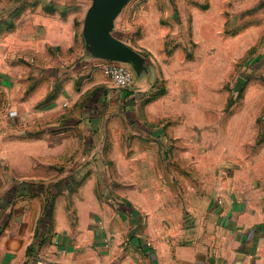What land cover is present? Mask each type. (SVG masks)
Instances as JSON below:
<instances>
[{
    "label": "rangeland",
    "instance_id": "1",
    "mask_svg": "<svg viewBox=\"0 0 264 264\" xmlns=\"http://www.w3.org/2000/svg\"><path fill=\"white\" fill-rule=\"evenodd\" d=\"M90 4L0 0V70L13 68L22 76L49 68L59 74L77 71L89 90L84 99L98 92L85 112L90 119L100 118L95 132L80 125L73 139L59 141V147L64 144L59 169L43 168L36 183L25 182L27 193L40 186L44 196L37 242L54 222L78 226L83 213L90 226L99 225L97 215L90 217L99 207L161 214L165 206L177 221L185 198L207 192L210 162L227 161L225 155L209 153L204 136L188 153L191 148L179 145V133L192 138L199 131L220 141L230 126L242 125L233 122L236 116L264 122V0H131L114 36L141 55L145 69L133 71L134 83L125 90L104 74L103 63L82 66V29ZM109 87L115 92L107 95ZM103 95L109 99L106 109ZM10 174L12 180L18 173ZM11 185L7 199L16 190ZM160 219L154 225L161 229Z\"/></svg>",
    "mask_w": 264,
    "mask_h": 264
},
{
    "label": "crops",
    "instance_id": "2",
    "mask_svg": "<svg viewBox=\"0 0 264 264\" xmlns=\"http://www.w3.org/2000/svg\"><path fill=\"white\" fill-rule=\"evenodd\" d=\"M85 55L86 68L107 62L86 48ZM77 73L49 68L22 76L13 68L0 70V264H264V122L245 115L233 118L242 125L230 126L220 141L199 131L192 138L179 133V145L191 148L188 153L204 136L209 153L225 155L227 161L210 162L207 192L185 198V212L176 215L177 221L165 206L155 214L153 209L140 213L98 205L99 211L89 214L97 215L99 225L90 226L83 213L78 226L54 222L37 242L44 196L40 186L35 195L27 193L25 182L36 183L43 168L58 170L57 156L64 147L59 141L73 139L74 130L85 123L95 132L100 119L85 116L98 92L84 99L89 90ZM109 88L107 95L115 92ZM107 95L101 96L105 109ZM8 171L18 174L11 180ZM30 172L28 179L13 181ZM12 183L18 192L12 189L13 199H7ZM159 217L161 229L154 225Z\"/></svg>",
    "mask_w": 264,
    "mask_h": 264
},
{
    "label": "water",
    "instance_id": "3",
    "mask_svg": "<svg viewBox=\"0 0 264 264\" xmlns=\"http://www.w3.org/2000/svg\"><path fill=\"white\" fill-rule=\"evenodd\" d=\"M91 2L83 23L82 36L91 56L107 62L123 63L140 73L143 58L114 36L115 23L131 0H88Z\"/></svg>",
    "mask_w": 264,
    "mask_h": 264
},
{
    "label": "built area",
    "instance_id": "4",
    "mask_svg": "<svg viewBox=\"0 0 264 264\" xmlns=\"http://www.w3.org/2000/svg\"><path fill=\"white\" fill-rule=\"evenodd\" d=\"M103 72L118 89H128L134 83L133 70L126 64L106 62L103 67Z\"/></svg>",
    "mask_w": 264,
    "mask_h": 264
},
{
    "label": "trees",
    "instance_id": "5",
    "mask_svg": "<svg viewBox=\"0 0 264 264\" xmlns=\"http://www.w3.org/2000/svg\"><path fill=\"white\" fill-rule=\"evenodd\" d=\"M125 93H127V92H125ZM50 210H51V208H50ZM50 210H49V211H50ZM48 216L51 218V213H48ZM48 216H47V218H48Z\"/></svg>",
    "mask_w": 264,
    "mask_h": 264
}]
</instances>
